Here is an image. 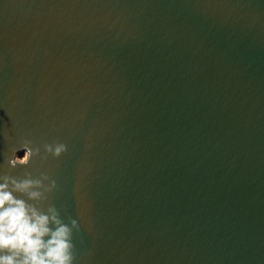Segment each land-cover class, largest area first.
<instances>
[{
	"label": "water",
	"instance_id": "95a60500",
	"mask_svg": "<svg viewBox=\"0 0 264 264\" xmlns=\"http://www.w3.org/2000/svg\"><path fill=\"white\" fill-rule=\"evenodd\" d=\"M0 172L74 264H264V0H0Z\"/></svg>",
	"mask_w": 264,
	"mask_h": 264
},
{
	"label": "clouds",
	"instance_id": "9594fccd",
	"mask_svg": "<svg viewBox=\"0 0 264 264\" xmlns=\"http://www.w3.org/2000/svg\"><path fill=\"white\" fill-rule=\"evenodd\" d=\"M24 155H18L19 151ZM68 150L65 143L24 146L13 150L10 168L27 165L33 155L46 160L60 158ZM57 182L47 172L22 178L0 172V264H74V232L80 231L77 219L66 222L50 196Z\"/></svg>",
	"mask_w": 264,
	"mask_h": 264
},
{
	"label": "rangeland",
	"instance_id": "374dc122",
	"mask_svg": "<svg viewBox=\"0 0 264 264\" xmlns=\"http://www.w3.org/2000/svg\"><path fill=\"white\" fill-rule=\"evenodd\" d=\"M22 155H24V153Z\"/></svg>",
	"mask_w": 264,
	"mask_h": 264
},
{
	"label": "trees",
	"instance_id": "16d2710c",
	"mask_svg": "<svg viewBox=\"0 0 264 264\" xmlns=\"http://www.w3.org/2000/svg\"><path fill=\"white\" fill-rule=\"evenodd\" d=\"M20 156H22V155H20Z\"/></svg>",
	"mask_w": 264,
	"mask_h": 264
}]
</instances>
